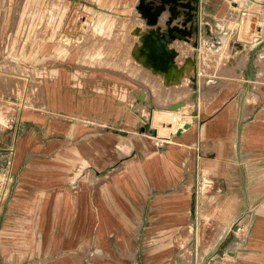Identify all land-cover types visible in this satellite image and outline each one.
I'll use <instances>...</instances> for the list:
<instances>
[{
	"label": "crops",
	"instance_id": "0c3cea01",
	"mask_svg": "<svg viewBox=\"0 0 264 264\" xmlns=\"http://www.w3.org/2000/svg\"><path fill=\"white\" fill-rule=\"evenodd\" d=\"M30 1L0 0V49L10 40L55 44L49 29L56 23L59 38L79 40L88 29L77 18V11L85 14L82 1L118 18L142 16L132 31L134 59L146 49L156 60L172 55L156 36L167 32L142 34L166 26L172 38L207 43L213 54L221 39L245 52L238 73L230 65L237 51L226 52L220 64L234 60L224 66L202 68L203 81L196 79L193 90L211 93L175 139L164 130L160 136L137 131L130 85L133 100L121 101L116 82L74 88L66 71L44 81L42 104L21 118L26 128L7 166L14 179L0 211V264H121L122 250L128 264H138V250L142 264H169L170 252L185 264V251L194 253V264L209 262L217 251L224 264H264V0H238L237 12L223 10L220 0H98L103 6L59 0L68 3L66 11L62 5L52 10L54 0ZM163 5L192 8L194 18L183 23L179 15L165 24ZM239 11L252 17L242 26L249 40L230 36L238 31ZM120 25L106 20V26ZM31 26H40L34 39ZM202 32L207 41L200 40ZM139 40L144 47L134 49ZM235 225L242 233L230 232ZM125 234L133 241L128 246Z\"/></svg>",
	"mask_w": 264,
	"mask_h": 264
},
{
	"label": "rangeland",
	"instance_id": "374dc122",
	"mask_svg": "<svg viewBox=\"0 0 264 264\" xmlns=\"http://www.w3.org/2000/svg\"><path fill=\"white\" fill-rule=\"evenodd\" d=\"M86 1L97 2L98 5L103 6L98 0ZM212 1L218 3L217 0ZM220 1L224 5L223 10L229 6L231 10L237 12V9L232 7L228 0ZM27 2L31 3L30 0H27ZM33 2L38 4L39 0ZM81 3L85 4L83 6L85 14L80 16L86 20L88 29L79 40L59 38L60 26L56 23V27L53 25L49 29V39L56 38L55 44H52V42L39 44L29 42L27 39L19 42L10 40L5 46L3 45L4 48L0 49V211L2 210V202L6 201L9 195L11 186L9 179L11 181L14 179L10 174L12 172H8L7 166L9 163L14 162L17 135L26 128L21 118L24 115L26 116L27 112L32 111V104H42L43 94L41 88L44 81L65 77L66 71L69 85L74 88L88 87L89 89L96 87L98 82H105V84L116 82L120 85L118 96L121 101L133 100L128 89L131 86L136 92L134 109L139 122L137 131L152 134L143 126L147 123L148 129L151 130L148 120L153 112L152 128L157 135L160 136L164 130L166 136H172L175 139V135L189 127L190 120L199 111V106L208 100L211 93V90H193L196 79L199 83L203 81L205 72L201 71L202 68L208 66L216 69L218 65L219 67L224 66L228 59L220 64V61L228 56L226 52H228L229 44L232 41L225 43L226 40L221 39L222 46L217 47L214 50L216 54H213L206 51V48L209 47L207 43L189 42L183 38L176 39L175 36L172 38L173 34L168 31L167 26L160 29L156 27L148 28L142 34L147 30L157 33L167 32L169 36L167 33L156 36L165 39L166 42L163 47L166 52H172V55L168 54L164 58V62L163 59L156 60L146 57V49L134 59L130 55L134 39L132 31L136 25L142 24L140 21L142 16L137 13L133 17L120 15L122 18H118L108 11L93 10L86 3L82 1ZM60 5H62L63 11L67 10L68 3L59 0H54L51 3L52 10H57ZM164 8H167L169 12L165 24L173 19V21L178 22L179 17L175 18L177 14L180 15L183 23L194 18L192 10H189V8L186 10L181 8L173 10L170 6L163 5L161 9L164 10ZM52 13L54 14V11ZM165 14L166 12H163L164 16ZM155 15L156 13L153 16L154 18ZM38 16L39 14L35 18ZM49 17L53 19L54 16L49 15ZM249 17L252 18L246 14L239 17L241 22L238 24V31L230 36H237L240 40H249L248 27L245 33L242 28V26L251 23ZM109 18L120 20V28L106 26V20ZM183 23H180V25ZM143 27L140 26L141 29ZM27 29L32 35L29 37L31 38L36 33L35 30L40 29V26H31ZM200 35V40H208L203 32ZM140 44L141 40L134 46V49H138ZM41 48H46V50ZM143 49L145 50V48ZM209 49L213 50L212 47ZM238 53L241 57L237 54L236 64H231L234 71L239 70L236 65L241 64L244 58L242 52ZM197 71H200L201 75H196ZM217 71L218 76L224 78V74L220 70ZM91 81H94L93 85ZM156 133L153 136H156ZM157 139L160 138L157 137ZM175 189L176 186H172L169 191L172 192ZM192 191V196L199 193V191ZM129 223L131 226L134 225L132 219L129 220ZM123 237H125L128 246V239L132 241V238H128L129 236L126 234ZM141 241L142 236L140 235L138 245L141 244ZM124 253L123 250L120 252L121 264H128L127 257L123 256ZM216 254L209 262L203 264H224L220 260V257L224 256L222 251H217ZM171 255L170 252L169 264H178L177 252L174 257ZM135 258L138 264H142L139 262L143 258L142 251L138 250ZM182 258L185 264H194L193 252L185 251Z\"/></svg>",
	"mask_w": 264,
	"mask_h": 264
},
{
	"label": "built area",
	"instance_id": "2783aa9c",
	"mask_svg": "<svg viewBox=\"0 0 264 264\" xmlns=\"http://www.w3.org/2000/svg\"><path fill=\"white\" fill-rule=\"evenodd\" d=\"M228 2H229V4L232 6V7H236V5H237V3H238V0H228ZM192 9V8H191ZM190 8H189V10H191ZM77 13H78V11H77ZM244 12L243 11H239V14H243ZM179 17V14H177V18ZM77 18L78 19H83L81 16H80V14L78 13V15H77ZM232 58H228L227 59V61L228 62H230V61H232L231 60ZM229 230H230V232H232V233H242V226L241 225H235V226H232V227H230L229 228ZM220 260H222V257H220Z\"/></svg>",
	"mask_w": 264,
	"mask_h": 264
},
{
	"label": "bare ground",
	"instance_id": "6f19581e",
	"mask_svg": "<svg viewBox=\"0 0 264 264\" xmlns=\"http://www.w3.org/2000/svg\"><path fill=\"white\" fill-rule=\"evenodd\" d=\"M241 32V31H240ZM227 47H228V45H227ZM237 47H239V45L237 46V45H234L233 44V41L232 42H230V44H229V47H228V51L229 52H235V51H237V52H241V49H237ZM244 51V50H243ZM245 52V51H244ZM244 52H243V54H244ZM233 54H235V53H233ZM240 55V54H239ZM236 56V55H235ZM239 57H241V55L239 56ZM238 58V57H237ZM233 59V58H232ZM234 60V59H233ZM236 60H234V62H232V63H235L236 64V62H235ZM231 65V64H230ZM236 66H238L237 68H239V70H240V68H241V64L240 63H238ZM236 73H238L237 71H236Z\"/></svg>",
	"mask_w": 264,
	"mask_h": 264
},
{
	"label": "water",
	"instance_id": "95a60500",
	"mask_svg": "<svg viewBox=\"0 0 264 264\" xmlns=\"http://www.w3.org/2000/svg\"><path fill=\"white\" fill-rule=\"evenodd\" d=\"M233 44L234 45H239V47H237V49H240L241 48V46H240V44L239 43H236V42H233ZM232 60V59H231ZM147 131H149V132H151L152 134H154L155 133V130H153V129H151V130H149L148 129V124L146 123V124H144V126H143Z\"/></svg>",
	"mask_w": 264,
	"mask_h": 264
}]
</instances>
